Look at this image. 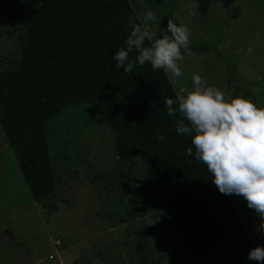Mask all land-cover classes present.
<instances>
[{"label": "trees", "instance_id": "1", "mask_svg": "<svg viewBox=\"0 0 264 264\" xmlns=\"http://www.w3.org/2000/svg\"><path fill=\"white\" fill-rule=\"evenodd\" d=\"M5 8L24 10L26 27L18 64L0 71V125L32 199L42 200L55 186L46 122L67 106L90 101L112 130L117 161L126 167L122 187L135 214L125 243L136 264L160 260L146 252L145 212L131 185L134 160L144 167L190 264H257L247 259L254 245L229 196L167 115L166 98L177 95L167 75L149 63H137L131 73L116 68L114 54L131 31L128 17L137 16L129 0H0ZM195 47L222 58L234 78L232 59L214 42ZM241 91L258 106L250 89Z\"/></svg>", "mask_w": 264, "mask_h": 264}, {"label": "rangeland", "instance_id": "2", "mask_svg": "<svg viewBox=\"0 0 264 264\" xmlns=\"http://www.w3.org/2000/svg\"><path fill=\"white\" fill-rule=\"evenodd\" d=\"M137 17L151 9L166 29L173 18L189 29L192 55L178 62L183 76L176 93L191 89L193 74L228 96L245 89L264 107V0H129ZM25 11L0 10V71L16 66L24 47ZM158 35L160 33L158 32ZM212 41L235 65L234 78L222 58L195 47ZM245 95L246 93L243 92ZM54 168L53 192L33 200L0 125V264H136L125 243L135 211L122 187L112 130L90 101L62 109L45 125ZM132 190L144 209L146 252L159 264H190L164 207L154 196L144 167L134 160ZM254 247L264 245L260 220L242 196L228 195ZM10 233V235L6 232Z\"/></svg>", "mask_w": 264, "mask_h": 264}, {"label": "clouds", "instance_id": "3", "mask_svg": "<svg viewBox=\"0 0 264 264\" xmlns=\"http://www.w3.org/2000/svg\"><path fill=\"white\" fill-rule=\"evenodd\" d=\"M158 21L151 9L128 17L131 31L114 54L117 69L131 73L137 63H149L173 80L183 76L178 62L185 59L182 49L192 55L189 29L169 18L166 29L150 30V23ZM166 106L176 132L191 138L195 159L206 165L212 182L222 194L242 196L260 220L257 231L264 233V107L243 92L226 97L199 74H193L191 89L181 88L175 99L166 98ZM156 139L164 136L157 133ZM193 147L186 149L190 156ZM247 259L264 264V245L253 247Z\"/></svg>", "mask_w": 264, "mask_h": 264}, {"label": "water", "instance_id": "4", "mask_svg": "<svg viewBox=\"0 0 264 264\" xmlns=\"http://www.w3.org/2000/svg\"><path fill=\"white\" fill-rule=\"evenodd\" d=\"M6 232L10 235V233L6 230Z\"/></svg>", "mask_w": 264, "mask_h": 264}]
</instances>
